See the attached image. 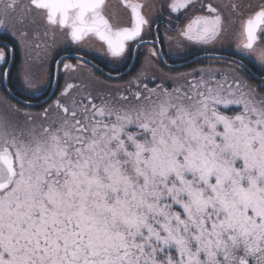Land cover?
<instances>
[{"label":"snow or ice","instance_id":"6c2138e0","mask_svg":"<svg viewBox=\"0 0 264 264\" xmlns=\"http://www.w3.org/2000/svg\"><path fill=\"white\" fill-rule=\"evenodd\" d=\"M124 5L127 24L106 14L107 0H0V33L45 53L57 32L74 45L94 38L123 61L152 26L140 3ZM195 7L169 4L182 37L214 45L225 17ZM240 7L231 5L242 16L238 47L264 69V6L246 16ZM150 55L159 58L155 46ZM10 57L15 48L0 47V81ZM20 79L41 91L27 56ZM88 87L66 84L54 118L23 111L11 89L0 97V264H264V76L253 84L227 65L186 88L137 83L115 99Z\"/></svg>","mask_w":264,"mask_h":264},{"label":"flooded vegetation","instance_id":"af4514ba","mask_svg":"<svg viewBox=\"0 0 264 264\" xmlns=\"http://www.w3.org/2000/svg\"><path fill=\"white\" fill-rule=\"evenodd\" d=\"M241 1L194 0L196 7L193 12L203 13L205 12V6L211 3L213 6L218 7L225 17L224 34L214 45L207 47H201L189 42L180 35V30L184 25V18L181 16L180 19H177L178 14L171 12L169 4L173 0H130V2L142 5V14L149 19L152 26L150 32L147 28L145 29L146 42L141 43L138 48H130L131 55L123 61H116L109 57L106 54V46L94 38H90L82 45H74L65 35L57 32V37L58 34H61L62 38L65 39L66 49L55 53L54 61L49 67L48 85L46 89L41 88V91L35 94L21 88L20 68L23 59L22 54L16 43L12 45L8 41L12 38L10 35L0 33V47L8 45L15 48L14 63L12 58H9L11 75L8 79L0 81V96H7L6 90L11 89L12 95L8 96V99L13 104H17L20 108L33 110L38 114L42 113L44 109L56 101L61 83L64 84L65 82L66 72H64L62 64H60L59 68L57 67L61 61L79 62L81 66L97 70L104 78L114 83L147 84L146 77L141 78L138 82L137 76L149 66L157 68V70L168 76H174L171 75L172 72L185 74L195 72L197 76L202 69L211 71L224 70L225 66L232 65L233 67H240L244 75L247 73L250 77L260 81L261 77L264 76V69L260 67L256 60L247 58L236 50L237 29L239 32V27L237 28L236 25L237 22H240L242 16H236L238 12L233 11L231 5L239 4L241 6L244 4L243 2L241 4ZM114 6L118 7V13L112 12ZM246 6L247 9H245ZM261 6H264V0L256 3L253 12ZM105 11L110 18H113L114 21L118 19L121 24H127L131 16L130 9L124 5V0H107ZM239 11L246 16L251 12V7L244 4ZM183 12H187V10H182ZM189 15H192V13H189ZM256 45L264 49V33L260 34V39ZM153 46L159 51L158 59L150 55ZM61 76L63 77L62 80ZM178 76H181V74ZM56 77L57 86L53 92Z\"/></svg>","mask_w":264,"mask_h":264},{"label":"rangeland","instance_id":"374dc122","mask_svg":"<svg viewBox=\"0 0 264 264\" xmlns=\"http://www.w3.org/2000/svg\"><path fill=\"white\" fill-rule=\"evenodd\" d=\"M258 1H262V0H242L241 4L243 2L246 5H250L251 12H253V9L255 8L256 3ZM243 5H241V6H243ZM117 8L118 7L114 6L112 12L118 13ZM245 9H247V6ZM238 15H240V14L237 13L236 16H238ZM236 26H237V28L239 27V31H240V22H237ZM3 34L9 35L7 32H3ZM10 36L14 39L18 49L20 50V52L22 54V58H23L22 63H23L26 56L29 58L30 62L35 63L36 74L39 78L40 87L42 89L43 88L46 89V87L48 85V77L50 76L49 75V67H50L52 61H54V58L56 56L55 53H58V51H60V50L66 49L65 39L62 38L61 34H58V37L56 35V38L54 41L49 39L48 43L51 46L48 49L47 53H45L42 49H34L31 46H29V49L23 50V49H21V46L18 43L17 39H15L12 35H10ZM236 38H237L236 39V50L239 51L240 53L244 54L247 58L249 57V58L253 59V56L255 54L245 53L240 47H238V42L240 40L238 29H237ZM52 43H54V44L52 45ZM255 48H256V53H259L261 48L258 47L257 45ZM37 56H39L38 61L36 60ZM67 63H70L72 65L79 64V62H67ZM257 63H259V62L257 61ZM79 65H80V68L77 71L66 72L64 88H65L66 84H68V83H73V84H77V85L88 84L89 87L87 90L90 91L92 93V96L97 98V99H99L102 96H109V95L113 99H115L118 94L128 95L131 97V93L137 90V88L136 89L133 88L135 85H132V82L131 83H114L112 81L97 77V75L94 72H92V70L90 68L85 67V66H81V64H79ZM142 71H144V70H142ZM209 71H211V70H204L205 76L208 75ZM144 72L147 73L146 78L151 80L150 83H152V81L157 82L155 84L154 88L157 87V85H163L164 87H168V88H172V87H185L186 88L188 86V81L193 80L194 78H196V79L199 78V75L196 76L195 72L189 73V74H185L182 72H172L171 75H174V76H168V75L164 74L162 71L157 70V68H154L153 66H149ZM212 72L214 73L215 71H212ZM179 74H185V75L178 76ZM148 88H151V87H148ZM140 90L142 92L146 91L142 86L140 87ZM77 91L78 90L75 88L72 90L73 93H75ZM61 93L58 95L56 101L66 99V97H63L61 95ZM70 95H71V93H70ZM0 97H2V96H0ZM56 101L53 102V104L49 105L46 108L49 110L50 117H53V118H54L55 113H56V108H55ZM21 109H23V111H25V112H31L33 114H38L37 112H35L33 110H27L24 108H21ZM20 118L24 119L23 115H21ZM34 119L39 121L41 118L39 115H35Z\"/></svg>","mask_w":264,"mask_h":264},{"label":"trees","instance_id":"16d2710c","mask_svg":"<svg viewBox=\"0 0 264 264\" xmlns=\"http://www.w3.org/2000/svg\"><path fill=\"white\" fill-rule=\"evenodd\" d=\"M8 41H10L12 45H15V42H14V39L13 38L9 39ZM91 70H92V72H94L97 75V77L102 78V79H106L97 70H94V69H91ZM245 75L250 80L251 83H253V84H259L260 83V81H258L256 78L250 77L249 74L245 73ZM62 79H63V77L61 76V80ZM106 80H108V79H106ZM145 80L147 82L148 87L154 88V86H155L156 83H153V81H152V83H150L151 80L148 79V78H146ZM132 85H135L133 87L134 89L137 88V85L136 84H132ZM141 86L143 87L142 84H140V87ZM59 90H60L59 94L64 90V84L63 83H61V86H60V89Z\"/></svg>","mask_w":264,"mask_h":264},{"label":"water","instance_id":"95a60500","mask_svg":"<svg viewBox=\"0 0 264 264\" xmlns=\"http://www.w3.org/2000/svg\"><path fill=\"white\" fill-rule=\"evenodd\" d=\"M56 86H57V77H56V80H55V83H54L53 92L55 91V89H56Z\"/></svg>","mask_w":264,"mask_h":264}]
</instances>
